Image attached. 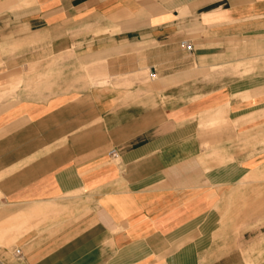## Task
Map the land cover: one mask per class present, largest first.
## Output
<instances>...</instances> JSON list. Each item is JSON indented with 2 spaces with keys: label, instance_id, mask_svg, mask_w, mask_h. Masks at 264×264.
<instances>
[{
  "label": "crops",
  "instance_id": "obj_1",
  "mask_svg": "<svg viewBox=\"0 0 264 264\" xmlns=\"http://www.w3.org/2000/svg\"><path fill=\"white\" fill-rule=\"evenodd\" d=\"M263 227L264 0H0V264H263Z\"/></svg>",
  "mask_w": 264,
  "mask_h": 264
},
{
  "label": "rangeland",
  "instance_id": "obj_2",
  "mask_svg": "<svg viewBox=\"0 0 264 264\" xmlns=\"http://www.w3.org/2000/svg\"><path fill=\"white\" fill-rule=\"evenodd\" d=\"M231 57L233 58V57H237V55H231ZM228 67V66H227ZM223 67H220V69H222ZM229 68H230V71H231V74L232 75H234V74H237V72L235 71V69H233V67H232V65L231 66H229ZM228 69V68H227ZM136 77H138V76H136ZM263 230H264V227H263ZM264 264V263H263Z\"/></svg>",
  "mask_w": 264,
  "mask_h": 264
},
{
  "label": "built area",
  "instance_id": "obj_3",
  "mask_svg": "<svg viewBox=\"0 0 264 264\" xmlns=\"http://www.w3.org/2000/svg\"><path fill=\"white\" fill-rule=\"evenodd\" d=\"M182 44L185 46L186 49L190 50L191 47L188 43H186L185 41L182 42ZM15 253L16 254H19L20 253V250L18 248L15 249Z\"/></svg>",
  "mask_w": 264,
  "mask_h": 264
},
{
  "label": "bare ground",
  "instance_id": "obj_4",
  "mask_svg": "<svg viewBox=\"0 0 264 264\" xmlns=\"http://www.w3.org/2000/svg\"><path fill=\"white\" fill-rule=\"evenodd\" d=\"M191 47V46H190ZM188 50V49H187ZM191 50V49H190Z\"/></svg>",
  "mask_w": 264,
  "mask_h": 264
}]
</instances>
